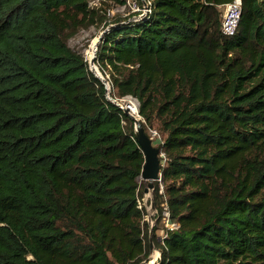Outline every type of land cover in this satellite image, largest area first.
<instances>
[{"label":"trees","instance_id":"trees-1","mask_svg":"<svg viewBox=\"0 0 264 264\" xmlns=\"http://www.w3.org/2000/svg\"><path fill=\"white\" fill-rule=\"evenodd\" d=\"M233 1L107 24L106 88L69 46L90 0H0V264H264V0L226 36ZM127 98L163 138L151 218Z\"/></svg>","mask_w":264,"mask_h":264},{"label":"rangeland","instance_id":"rangeland-1","mask_svg":"<svg viewBox=\"0 0 264 264\" xmlns=\"http://www.w3.org/2000/svg\"><path fill=\"white\" fill-rule=\"evenodd\" d=\"M132 1H136V0H132ZM125 5H126L125 2L123 4H116L112 0H90V6L92 8L99 9V11H102L101 14L104 13L106 14V19H107L106 22H103L102 24L99 23L95 26H92L88 30L81 31L77 36H75L73 39L69 41V46L76 52L82 53L85 56V58L88 60L90 67H91V61L95 55V46L102 33L108 29L107 24L112 23L117 18L124 19L133 15V13H131L130 10L124 8ZM139 8L141 7L139 6ZM97 69L95 68L94 70L99 72ZM130 99L133 98H127L124 99L123 101H125L126 104H129ZM151 200H152V194L151 193L146 194L144 197V205L150 215V218L155 214L151 208V204H150ZM149 222H151L152 226L154 225L151 219H149ZM162 234L163 232L160 233V235ZM158 255L159 253L154 249V251L152 252L153 257H151V259H154V257H159Z\"/></svg>","mask_w":264,"mask_h":264},{"label":"water","instance_id":"water-1","mask_svg":"<svg viewBox=\"0 0 264 264\" xmlns=\"http://www.w3.org/2000/svg\"><path fill=\"white\" fill-rule=\"evenodd\" d=\"M101 41V37L99 38L96 46H95V55L91 61V71L96 75L98 79H100L103 84L106 86V88L109 86L108 82L105 81V79L102 77V75L97 74L94 69L97 67L95 66V60H96V54H97V48L98 44ZM98 70V69H97ZM99 71V70H98ZM130 105L127 104L125 107L120 106V108L125 112L126 115H128L130 118H132L135 121V138L137 142L139 143L142 152L145 157V166L141 175V179L143 181H146L148 183V187L145 190L146 194L151 193V191L154 188V182L161 181L162 175L160 173L161 171V164H160V154L161 151L154 145V140L151 139L145 132L141 120L139 117V105H138V117L134 116L130 112ZM154 211V206L151 207ZM151 251H154V248L152 246ZM160 261H161V254H160ZM160 261L158 264H160Z\"/></svg>","mask_w":264,"mask_h":264},{"label":"built area","instance_id":"built-area-1","mask_svg":"<svg viewBox=\"0 0 264 264\" xmlns=\"http://www.w3.org/2000/svg\"><path fill=\"white\" fill-rule=\"evenodd\" d=\"M140 2H142V6L140 5ZM125 4H126L124 7L125 9L127 8L133 14H140V17L151 13V9H150L151 0H136V1L126 0ZM138 4L141 8H139ZM220 9L223 11V20H222L223 34L226 36H234L238 30L239 23L241 20L242 0H234L229 4L221 6ZM150 134H151V139L157 141H163L162 136L156 130H152ZM167 225L169 224L167 223ZM160 254L161 253H159L158 255L159 257H154V259H151V257H153L151 252L149 260L142 264H158L160 261Z\"/></svg>","mask_w":264,"mask_h":264},{"label":"bare ground","instance_id":"bare-ground-1","mask_svg":"<svg viewBox=\"0 0 264 264\" xmlns=\"http://www.w3.org/2000/svg\"><path fill=\"white\" fill-rule=\"evenodd\" d=\"M97 74H99V72H97L96 70H94ZM130 112L132 115L136 116L138 115V104L137 101L135 99H130Z\"/></svg>","mask_w":264,"mask_h":264}]
</instances>
